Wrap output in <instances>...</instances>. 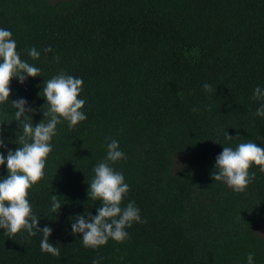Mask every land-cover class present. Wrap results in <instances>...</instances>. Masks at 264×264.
<instances>
[{
	"label": "trees",
	"instance_id": "obj_1",
	"mask_svg": "<svg viewBox=\"0 0 264 264\" xmlns=\"http://www.w3.org/2000/svg\"><path fill=\"white\" fill-rule=\"evenodd\" d=\"M0 27L12 31L21 58L41 69L42 76L10 84L12 99L25 97L36 109L34 123L44 118L42 82L60 71L83 79L87 113L75 128L57 126L45 175L29 191L60 255L41 251L39 232L9 238L0 230V264H92L97 257L100 264H246L249 251L264 264L256 231L264 173L250 169L255 178L239 193L212 177L223 145L264 138L252 98L264 86V0H0ZM49 45L58 63L44 54ZM32 46L41 51L37 60L27 55ZM204 82L215 91L205 92ZM14 111L10 102L0 107L12 149L20 130ZM110 139L127 157L113 165L130 185L124 203L134 201L144 222L128 228L123 242L90 249L71 233L69 218L100 206L88 201V181ZM52 194L60 213L49 212Z\"/></svg>",
	"mask_w": 264,
	"mask_h": 264
},
{
	"label": "clouds",
	"instance_id": "obj_2",
	"mask_svg": "<svg viewBox=\"0 0 264 264\" xmlns=\"http://www.w3.org/2000/svg\"><path fill=\"white\" fill-rule=\"evenodd\" d=\"M43 52L45 55L52 53L53 59L59 62V56L50 45L44 47ZM27 55L37 60L41 57V51L32 46L27 49ZM38 76H42L41 69L21 58L12 31L0 27V107L10 102L15 109L13 120L19 121L20 125L13 141L18 145L15 149L8 147L6 129L0 127V149L4 150L0 151V167L7 169V174L0 176V230L9 238L25 233L33 237L39 232L42 234L41 251L59 256V247L50 240L53 228L50 225L40 226L41 216L33 210L29 191L45 175V165L53 149L52 140L57 134V126L67 122L68 128L72 129L87 120V113L83 110L86 100L81 95L83 79L60 71L50 79L43 80L38 95L45 101L42 105L44 118L34 123L30 113L36 109L25 97L12 99L10 84L13 79L24 84L29 77ZM202 87L208 93L215 91L208 82H204ZM252 98L258 102L255 116L264 118V86L257 84L252 90ZM226 139L231 140L233 137L227 133ZM257 140L248 139L234 147L223 145L222 151L215 157L212 172L214 181L223 182L237 193L246 191L256 175L250 169L258 166L259 172L264 173V142L258 144ZM106 149V156L92 169L93 176L88 181L87 189L88 201H99L100 206L96 208L95 214L86 208L83 213L69 218L71 233L79 235L83 246L90 249H99L110 239L123 242L129 236L128 228L134 223L144 222L141 209L134 201L124 203L130 185L123 172L113 167L116 162L127 158L126 153L116 139H110ZM177 166L181 169L184 167L178 161ZM50 200L49 212L57 213L59 210L60 213L62 204L57 194H52ZM255 255V252L249 251L246 264H256ZM102 259L93 258L92 264H100Z\"/></svg>",
	"mask_w": 264,
	"mask_h": 264
},
{
	"label": "rangeland",
	"instance_id": "obj_3",
	"mask_svg": "<svg viewBox=\"0 0 264 264\" xmlns=\"http://www.w3.org/2000/svg\"><path fill=\"white\" fill-rule=\"evenodd\" d=\"M57 1H59V0H50V2H52V3H55ZM256 231L261 237H264V221H262L261 223L258 224Z\"/></svg>",
	"mask_w": 264,
	"mask_h": 264
}]
</instances>
